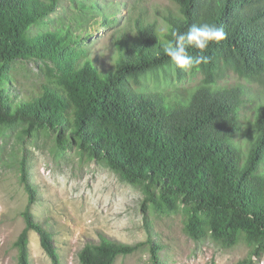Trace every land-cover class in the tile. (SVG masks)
I'll return each instance as SVG.
<instances>
[{"label": "trees", "instance_id": "1", "mask_svg": "<svg viewBox=\"0 0 264 264\" xmlns=\"http://www.w3.org/2000/svg\"><path fill=\"white\" fill-rule=\"evenodd\" d=\"M59 1L0 0V124L68 131L70 139L58 138L61 146L76 143L105 160L126 181L143 185L157 205L173 210L183 204L192 239L210 237L222 247L244 242L262 257L264 90L252 84H264V0H132L123 22L97 0H71L80 11L76 24L60 17L39 28ZM91 13L102 17L103 27L114 25L110 46L93 49L82 37ZM201 23L216 24L225 37L203 52L188 48L191 56L207 57L191 68L200 80L142 89L147 73L175 65L164 52L173 32ZM26 61L38 63L40 73L29 84L13 71ZM21 181L28 204L14 242L18 264H29L30 230L59 264L52 233L30 211L36 188L24 167ZM143 244L101 237L77 255L80 264H113ZM148 250L157 264L160 246L148 241Z\"/></svg>", "mask_w": 264, "mask_h": 264}, {"label": "rangeland", "instance_id": "2", "mask_svg": "<svg viewBox=\"0 0 264 264\" xmlns=\"http://www.w3.org/2000/svg\"><path fill=\"white\" fill-rule=\"evenodd\" d=\"M130 2L97 0L121 22ZM79 12L71 0H60L39 28H51L60 17L76 24ZM101 20L98 13H91L82 22V37L93 49L110 46L115 28L103 27ZM37 65L33 61L16 63L13 71L29 84L40 77ZM199 80L200 75L193 74L191 68L170 64L142 77V89L166 90L194 85ZM252 86L264 90L260 82ZM63 135L70 139L68 131L44 127L29 130L25 122L0 124V264H18L14 242L25 226L22 212L28 204L21 181L22 167L27 180L36 188L37 199L31 203L30 211L34 220L41 221L52 233L59 264H80L78 251L85 243L97 242L101 237L126 243L144 242L133 253L118 256L113 264H152L148 241L161 248L157 264H249L244 261L249 258L250 264H264V255H251L244 242L222 247L210 237L192 239L185 232L187 210L183 204H177L173 210L163 202L155 204L143 185L126 181L105 160L93 159L76 143L61 146L58 138ZM28 263L52 264L35 230L28 232Z\"/></svg>", "mask_w": 264, "mask_h": 264}, {"label": "clouds", "instance_id": "3", "mask_svg": "<svg viewBox=\"0 0 264 264\" xmlns=\"http://www.w3.org/2000/svg\"><path fill=\"white\" fill-rule=\"evenodd\" d=\"M174 42L164 45V52L177 67L188 69L207 62V57L191 56L188 48L194 47L203 52L212 41L219 42L224 39L222 28L214 23H201L191 25L186 32H173Z\"/></svg>", "mask_w": 264, "mask_h": 264}]
</instances>
